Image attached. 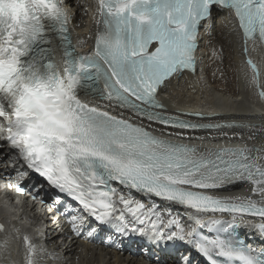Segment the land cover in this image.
Wrapping results in <instances>:
<instances>
[{
  "label": "snow or ice",
  "instance_id": "obj_1",
  "mask_svg": "<svg viewBox=\"0 0 264 264\" xmlns=\"http://www.w3.org/2000/svg\"><path fill=\"white\" fill-rule=\"evenodd\" d=\"M217 7L234 15L245 54L249 40L264 44V0H98L100 19L90 54L76 53L63 0H0V138L27 169L83 206V213L70 219L77 235L86 232L90 238L100 226H110L124 237L145 238L160 252L169 242L185 240L179 219L165 225L155 205L148 208L131 196L133 189L197 214L228 213L233 221L237 215L258 217L253 226L264 235V148L200 149L152 130L155 124L181 130L180 136L184 130L236 127L191 123L181 118L189 113L170 115L157 100L168 78L184 69L195 71L199 29L208 27ZM49 32L59 38L61 66L53 50L43 46L52 43ZM246 64L253 72L250 82L264 97L259 70L251 60ZM82 94L130 111L140 123L123 113L112 115ZM238 180L251 184L259 200L209 194ZM112 181L128 194L117 196ZM16 191L26 190L16 186ZM191 219L200 227L228 223L217 219L205 225L199 215ZM4 230L0 224V233ZM187 235L199 233L190 226ZM23 239L27 264H35L37 249L27 236ZM189 243L211 264H218L214 255L264 264V252L252 255L239 242L202 237ZM6 245L5 240L0 247ZM168 257L163 264H191L190 255L178 250Z\"/></svg>",
  "mask_w": 264,
  "mask_h": 264
},
{
  "label": "bare ground",
  "instance_id": "obj_2",
  "mask_svg": "<svg viewBox=\"0 0 264 264\" xmlns=\"http://www.w3.org/2000/svg\"><path fill=\"white\" fill-rule=\"evenodd\" d=\"M67 3L77 13L74 30L76 43L80 46L89 45L98 29V0H67ZM242 36L233 14L229 10L215 8L208 27L201 30L198 70L174 74L159 91L160 103L165 106L168 114L189 113L190 115H182L181 118L200 124L236 125L208 132L202 129L182 131L183 135L195 140L197 148L208 147L202 141L205 137H226L228 141H239L243 147L264 148V97L259 95L260 89L250 82L253 72L246 64V61L251 60L256 65L260 83L264 85V57L262 47L252 40L248 41V51L245 54ZM125 113L128 118L140 123L130 111L125 110ZM197 113L201 115L198 116ZM147 123L144 121L145 125ZM152 128L164 131L159 125L154 124ZM251 188L252 185L248 182L238 180L209 194L234 200L246 197L259 200L258 196L252 195ZM131 196L148 208L155 205V211L165 225L169 219H179L186 237L182 245H186L190 237L187 235L190 226L196 227V224L192 225L195 221L191 217L199 214L162 199L152 201L149 196L135 192ZM199 216L202 223L216 219L233 221L232 215L224 213L209 212ZM0 217L7 221L11 233L6 238V247H0V264H27L28 248L23 239L25 236L37 249L33 256L35 264H154L156 261H147L145 254L137 256L119 252L108 244L102 246L88 243L86 236L76 234L70 221L63 222V218H58L41 203L8 197L1 188ZM128 218L131 219V216ZM236 221L246 229L249 226L252 228L251 219H241L237 215L234 222ZM137 236L133 235V239ZM4 241L1 240L0 244Z\"/></svg>",
  "mask_w": 264,
  "mask_h": 264
},
{
  "label": "rangeland",
  "instance_id": "obj_3",
  "mask_svg": "<svg viewBox=\"0 0 264 264\" xmlns=\"http://www.w3.org/2000/svg\"><path fill=\"white\" fill-rule=\"evenodd\" d=\"M209 147H212V146H208V147H206L205 149H208Z\"/></svg>",
  "mask_w": 264,
  "mask_h": 264
}]
</instances>
